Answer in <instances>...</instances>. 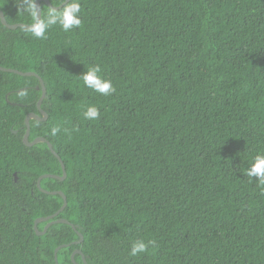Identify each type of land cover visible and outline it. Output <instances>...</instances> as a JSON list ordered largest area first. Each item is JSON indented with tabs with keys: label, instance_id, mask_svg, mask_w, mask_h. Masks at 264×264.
<instances>
[{
	"label": "trees",
	"instance_id": "obj_1",
	"mask_svg": "<svg viewBox=\"0 0 264 264\" xmlns=\"http://www.w3.org/2000/svg\"><path fill=\"white\" fill-rule=\"evenodd\" d=\"M79 3L81 25L45 39L0 18V66L37 74L0 70V264H56L57 247L58 264H264V184L247 174L264 153V0ZM0 11L34 22L20 0ZM95 65L110 95L84 85ZM39 108L28 141L66 169L40 187L62 168L23 141ZM42 189L68 223L38 234L63 204ZM138 239L155 245L133 257Z\"/></svg>",
	"mask_w": 264,
	"mask_h": 264
},
{
	"label": "clouds",
	"instance_id": "obj_2",
	"mask_svg": "<svg viewBox=\"0 0 264 264\" xmlns=\"http://www.w3.org/2000/svg\"><path fill=\"white\" fill-rule=\"evenodd\" d=\"M20 6L32 17L34 22L29 26L28 30L38 39H45L46 32L54 25L59 24L63 31L69 32L74 28H78L82 23L80 19L81 5L79 0H70L61 12L49 8L46 19H39L36 0H20ZM100 73L101 68L99 65L90 66L82 75L83 83L88 89L105 96L110 95L115 91V88L112 82L103 79ZM84 116L89 120L97 119L99 117V110L95 106H89L84 112ZM59 131L60 129L58 127H53L51 134L55 136ZM247 174L250 177H256L260 183L264 184V153L255 156L254 162L248 169ZM149 244L155 245V241L145 243L143 239L134 240L131 245L130 255L137 257L147 252Z\"/></svg>",
	"mask_w": 264,
	"mask_h": 264
},
{
	"label": "water",
	"instance_id": "obj_3",
	"mask_svg": "<svg viewBox=\"0 0 264 264\" xmlns=\"http://www.w3.org/2000/svg\"><path fill=\"white\" fill-rule=\"evenodd\" d=\"M40 1H41V0H36V3H37V12H38V14H39V18H40V16H41ZM43 1H44V2H45L50 8L55 9V10H58V9H60L63 5H65L66 3H68L70 0H64L62 3H60V4L57 5V6L52 5L48 0H43ZM0 18H1V22H2L3 24H5L7 27H10V28H16V27L19 26V27H22V28L29 29V26L31 25V24H24V23H18V24L9 25V24L6 23V20H5V18H4V16H3V13H2L1 11H0ZM0 70H1V71H6V72H14V73H18V74H21V75H24V76H25V75H34V76H37V74L34 73V72H20V71H18V70H16V69L8 68V67H2V66H0ZM39 79H40V83H41V86H42V93H41L40 98L38 99V103H37L38 107L40 106V103H41V101L43 100V98H44V96H45V88H44V86H43V81H42L41 78H39ZM36 89H39V85L36 86ZM14 104H16V103H14ZM39 112L41 113L42 117L39 116L38 114L34 113V112H30V113H28V114L25 116L26 131H25V133H24V135H23V141H24V143H25L26 145H29V146H30V145H33V144H35V143H37V142H46L47 145H48V148L50 149V151L52 152V154L55 155V156L57 157V159L59 160L60 165H61V168H62V175H61V176H60V175H57V174H44V175L40 176V177L38 178V180H37V185L40 187V180H41L43 177H53V178L61 179V180L64 179V178L66 177V169H65V165H64V163H63L61 157L59 156V154L53 149L51 143H50L49 141H47L45 138H43V137H36V138L33 139L32 141H28V135H29V131H30V119H31V118H34V119H38V120H39V119H44V118H46V116H47L46 113H45L43 110H41L40 108H39ZM13 132L15 133L16 131L13 130ZM14 179H15V180L17 179V175H16V173H14ZM42 190H43L44 192H46V193H49V194H59V195L63 198V204H62V206H61V207H60V208H59L54 214L49 215V216L44 217V218H39V219H36V220H35L34 227H35V230H36V232H37L38 234H44L45 231H46V229H47L50 225H52V224L60 223V222H62V223H68V221H67L66 219H64V218H57V219H54V217L57 216V215H58V214H59V213L65 208V206H66V204H67L66 196H65L61 191H48V190H44V189H42ZM40 221H48L47 224L45 225L44 229H43L41 232H39V231L37 230V223L40 222ZM79 236H80V241H81V240H82V235L80 234ZM58 249H59V247H57V248L55 249V261H56V264H58V262H57V257H56V253H57V250H58ZM75 253H81V252H80V250H75L74 253H73V255H74ZM82 258H83V262L86 263L83 254H82Z\"/></svg>",
	"mask_w": 264,
	"mask_h": 264
}]
</instances>
